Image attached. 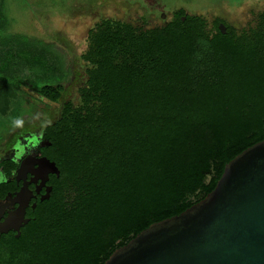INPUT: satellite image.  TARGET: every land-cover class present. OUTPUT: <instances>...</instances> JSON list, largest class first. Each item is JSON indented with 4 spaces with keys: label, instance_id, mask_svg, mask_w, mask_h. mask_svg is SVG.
<instances>
[{
    "label": "trees",
    "instance_id": "1",
    "mask_svg": "<svg viewBox=\"0 0 264 264\" xmlns=\"http://www.w3.org/2000/svg\"><path fill=\"white\" fill-rule=\"evenodd\" d=\"M5 21L0 13L9 56L24 43L43 46L6 33ZM23 55L44 79L38 95L59 102L51 59ZM79 58L78 101L43 128L59 174L19 238L0 235V264H103L202 200L229 161L264 140V9L239 28L182 9L149 28L101 19Z\"/></svg>",
    "mask_w": 264,
    "mask_h": 264
},
{
    "label": "rangeland",
    "instance_id": "2",
    "mask_svg": "<svg viewBox=\"0 0 264 264\" xmlns=\"http://www.w3.org/2000/svg\"><path fill=\"white\" fill-rule=\"evenodd\" d=\"M177 9L239 28L264 9V0H0L6 33L43 45L24 43L16 47L23 53L13 52L20 56H9L0 44V158H17L32 150L43 128L58 118L62 104L78 101V90L86 80V66L79 56L96 22L107 18L149 28L166 23ZM23 54L51 59L56 67L53 78L64 85L59 102L38 95L44 79Z\"/></svg>",
    "mask_w": 264,
    "mask_h": 264
},
{
    "label": "water",
    "instance_id": "3",
    "mask_svg": "<svg viewBox=\"0 0 264 264\" xmlns=\"http://www.w3.org/2000/svg\"><path fill=\"white\" fill-rule=\"evenodd\" d=\"M218 29L225 34L223 23ZM37 165L33 183L39 180L38 188L50 174H59L45 157ZM50 191L45 188L39 200H47ZM31 196L27 188L16 195L18 206L0 222V234L13 231L19 238L20 228L30 220L24 214ZM103 264H264V140L229 161L202 200L151 224Z\"/></svg>",
    "mask_w": 264,
    "mask_h": 264
},
{
    "label": "flooded vegetation",
    "instance_id": "4",
    "mask_svg": "<svg viewBox=\"0 0 264 264\" xmlns=\"http://www.w3.org/2000/svg\"><path fill=\"white\" fill-rule=\"evenodd\" d=\"M49 146V143L43 138L42 131L39 144L23 156L17 158H0V222H3L4 219L17 208L18 204L14 202V199L21 189L27 188L32 192L28 206L25 207L24 214V218L29 219L27 217L28 212L35 208H33L32 205L35 204L36 206V201L45 193V188L50 187L48 181L51 174L45 184L42 186L40 185V188H38L40 184L39 180L37 183H33V172L38 166L37 162L43 157L47 158L44 154V150ZM8 164H12L13 167H11L7 173L6 167L11 166ZM19 167H21L20 172H18ZM37 189H39V193ZM6 234L15 235V232L8 231L5 235Z\"/></svg>",
    "mask_w": 264,
    "mask_h": 264
}]
</instances>
